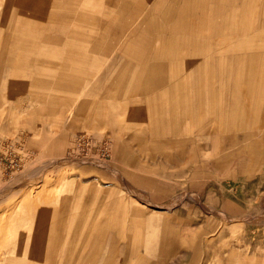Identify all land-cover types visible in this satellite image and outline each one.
<instances>
[{
    "label": "rangeland",
    "instance_id": "rangeland-1",
    "mask_svg": "<svg viewBox=\"0 0 264 264\" xmlns=\"http://www.w3.org/2000/svg\"><path fill=\"white\" fill-rule=\"evenodd\" d=\"M29 1L0 0V264H264V0Z\"/></svg>",
    "mask_w": 264,
    "mask_h": 264
},
{
    "label": "built area",
    "instance_id": "built-area-1",
    "mask_svg": "<svg viewBox=\"0 0 264 264\" xmlns=\"http://www.w3.org/2000/svg\"><path fill=\"white\" fill-rule=\"evenodd\" d=\"M24 159L18 151V145L12 141H0V199L12 194L10 186L14 174L23 168Z\"/></svg>",
    "mask_w": 264,
    "mask_h": 264
},
{
    "label": "bare ground",
    "instance_id": "bare-ground-1",
    "mask_svg": "<svg viewBox=\"0 0 264 264\" xmlns=\"http://www.w3.org/2000/svg\"><path fill=\"white\" fill-rule=\"evenodd\" d=\"M19 1H22V0H19ZM29 1V0H28ZM30 2V1H29ZM32 2V1H31ZM24 3V5H25V2H23ZM34 3H36V2H34ZM23 5V6H24ZM30 5H31V3H30ZM36 5H39V4H36ZM141 6V5H140ZM31 7H32V5H31ZM41 7V6H40ZM42 8V7H41ZM28 10V9H27ZM37 11V10H36ZM39 12H41L40 10H38ZM43 11V10H42ZM8 13V12H7ZM42 13V12H41ZM46 13V12H45ZM43 14V13H42ZM46 15V14H45ZM125 32V31H124ZM12 47V46H11ZM24 47V46H23ZM27 50V49H26ZM29 54V53H28ZM41 73V72H40ZM80 95H82V94H80ZM86 105V104H85ZM70 116V115H69ZM79 160V159H78ZM47 199V198H46ZM30 202V201H29ZM23 206V205H22ZM20 207V206H19ZM26 207V206H25ZM32 207H33V205H32ZM31 207V208H32ZM34 208V207H33ZM30 209V208H29ZM22 210V209H21ZM26 210V209H25ZM24 211V210H23ZM19 214V213H18ZM21 214V213H20ZM24 214V213H23ZM31 214H32V212H31ZM34 215V214H33ZM18 216V215H17ZM13 217V216H12ZM11 218V217H10ZM13 219V218H12ZM17 220V219H16ZM11 223V222H10ZM13 223H14V221H13ZM8 224V223H7ZM60 226V225H59ZM65 226V225H64ZM13 227V226H12ZM79 229V228H78ZM44 232V231H43ZM75 232V231H74ZM11 233V232H10ZM52 234V233H51ZM76 234V233H75ZM2 236H3V234H1ZM5 235V234H4ZM6 237V236H5ZM195 237V236H194ZM58 238H59V236H58ZM62 239V238H61ZM22 242V241H21ZM57 244V243H56ZM22 245H23V243H22ZM88 246V245H87ZM22 247V246H21ZM57 248V247H56ZM74 248V247H73ZM88 248V247H87ZM55 249V248H54ZM70 253V252H69ZM81 253V252H80ZM55 256V255H54ZM251 264H252V262H251Z\"/></svg>",
    "mask_w": 264,
    "mask_h": 264
},
{
    "label": "crops",
    "instance_id": "crops-1",
    "mask_svg": "<svg viewBox=\"0 0 264 264\" xmlns=\"http://www.w3.org/2000/svg\"><path fill=\"white\" fill-rule=\"evenodd\" d=\"M183 254H185V255H186V252H185V253H183Z\"/></svg>",
    "mask_w": 264,
    "mask_h": 264
}]
</instances>
